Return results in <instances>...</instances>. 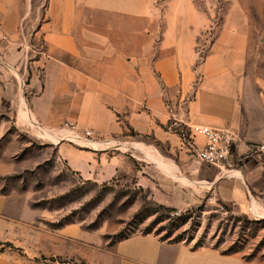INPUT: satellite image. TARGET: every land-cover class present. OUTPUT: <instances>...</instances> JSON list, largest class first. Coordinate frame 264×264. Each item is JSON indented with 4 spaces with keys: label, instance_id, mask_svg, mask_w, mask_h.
<instances>
[{
    "label": "crops",
    "instance_id": "crops-1",
    "mask_svg": "<svg viewBox=\"0 0 264 264\" xmlns=\"http://www.w3.org/2000/svg\"><path fill=\"white\" fill-rule=\"evenodd\" d=\"M10 4L6 21L0 19L7 22L0 27V101L16 130L54 146L83 180L103 183L131 171L129 155L142 177L155 179L180 204L213 197L247 219H264V154L249 155V148L264 146V40L246 0H231L210 44L205 38L216 30V11L195 0H46L39 30L26 34L32 51L25 62L13 30L16 0H0V14ZM255 32L256 59L248 63ZM198 125L240 135L235 169L204 165L184 145L178 131ZM192 142L203 145L199 137ZM11 203L0 195V264H29L2 249L20 248L35 235L28 223L33 211L25 205L30 218L11 216ZM115 250L109 264H246L210 248L150 246L141 237Z\"/></svg>",
    "mask_w": 264,
    "mask_h": 264
},
{
    "label": "rangeland",
    "instance_id": "rangeland-1",
    "mask_svg": "<svg viewBox=\"0 0 264 264\" xmlns=\"http://www.w3.org/2000/svg\"><path fill=\"white\" fill-rule=\"evenodd\" d=\"M230 2L195 0L200 9L205 10L209 4L216 11L213 21L216 30L207 35L208 41L214 39ZM246 2L250 23L260 33L257 38L264 40V0ZM11 6L6 5V12L0 14L1 20L7 19ZM15 6L20 10H17V25L13 30L21 36L19 50L22 51L24 43L20 29H23L25 38L26 34L39 30L44 21L46 0H16ZM4 25L0 24V27L5 30ZM253 43L254 50L249 53L248 63L256 59V32ZM6 111V105L0 101V192L7 193L2 196H8L12 201L8 211L11 216L26 215L25 205L33 211L32 221L28 223L34 227L31 235H35L30 243L25 242L20 248L6 243L2 244V249L19 252L29 264H109V252L114 253L120 242L111 247L108 242L128 227L142 204L141 198L147 197V200L174 209L179 214L192 210L193 217L181 230L188 229L184 238L190 237L191 241L188 244L161 241L159 238L164 232L158 235L155 232L163 224L149 235L130 238H145L150 246L162 242L182 245L188 250L196 241L202 240L205 246L218 254L232 251L231 255H237L246 264H264V219L252 221L231 206L217 201L208 203L206 198L180 204L173 195L164 193L155 179L147 174L142 177L140 164L129 155L127 160H133L134 165L131 171L119 172L103 183L83 180L58 157L54 146L43 140H38L37 144L22 131L16 130L11 123V115ZM189 128L184 127L178 132L188 138ZM118 149L126 150L123 147ZM161 149L166 158L173 159L174 155L168 152L167 147ZM29 214L26 215L28 218ZM69 215L76 222L58 226V222H64L62 219Z\"/></svg>",
    "mask_w": 264,
    "mask_h": 264
},
{
    "label": "trees",
    "instance_id": "trees-1",
    "mask_svg": "<svg viewBox=\"0 0 264 264\" xmlns=\"http://www.w3.org/2000/svg\"><path fill=\"white\" fill-rule=\"evenodd\" d=\"M253 147L249 150V155L261 156L260 153L254 152ZM264 158V157H262ZM242 159V157L240 158ZM237 164V163H236ZM142 192L141 189H139ZM1 195H6L5 192H0ZM142 204L132 218V222L128 224V227L121 232L114 235L113 240L108 242V246H114L115 244L127 240L134 235H149L153 232V229L158 225L163 224L162 227L155 232L156 235L164 232L159 239L168 243H186L188 244L191 240L190 237L184 238L185 234L188 233V229L181 231L189 222V219L193 217V211H187L186 213H177L174 209L164 207L156 204L153 201L147 200V197H143ZM151 219V220H150ZM64 222H58V226H64L76 222L71 218V215L66 216L62 219ZM149 223L146 225V222ZM158 232V233H157ZM207 246L204 245L202 240H198L191 247V250H196ZM214 249V248H213ZM232 251L221 252L220 255H231Z\"/></svg>",
    "mask_w": 264,
    "mask_h": 264
},
{
    "label": "built area",
    "instance_id": "built-area-1",
    "mask_svg": "<svg viewBox=\"0 0 264 264\" xmlns=\"http://www.w3.org/2000/svg\"><path fill=\"white\" fill-rule=\"evenodd\" d=\"M214 27V26H213ZM212 28L208 31L207 35H211ZM20 32L22 33V42L24 45L22 46V59L25 62L27 61L28 55L30 53L31 48L30 45L27 44V39L25 38V34H23V29H20ZM5 40V35L0 30V43ZM213 39L207 40V36L205 38L206 44H210V42ZM38 55H43L45 59L48 58V56L45 54V52H36ZM2 61V55L0 51V63ZM64 128L69 129L70 131L76 133L78 132V129L76 125L65 123L63 125ZM84 135L86 137H90L91 133L90 131H84ZM199 137L203 141V145L201 148H195L193 144V139ZM182 141L184 145L188 149H193L194 155L196 159L207 166L215 167V168H223L227 170L235 169L237 164L234 161V154L236 151L237 146L240 145L242 142L241 137L238 133L235 131H232L230 129H216V128H210L207 126H192L189 128V135L186 139L185 137L182 138ZM232 149H234V152H232ZM254 152H258L261 154H264V146H258L252 148ZM251 150V148H249ZM213 197H210L208 199V203H212Z\"/></svg>",
    "mask_w": 264,
    "mask_h": 264
},
{
    "label": "bare ground",
    "instance_id": "bare-ground-1",
    "mask_svg": "<svg viewBox=\"0 0 264 264\" xmlns=\"http://www.w3.org/2000/svg\"><path fill=\"white\" fill-rule=\"evenodd\" d=\"M53 137V136H52ZM167 168H170L169 166H166Z\"/></svg>",
    "mask_w": 264,
    "mask_h": 264
},
{
    "label": "water",
    "instance_id": "water-1",
    "mask_svg": "<svg viewBox=\"0 0 264 264\" xmlns=\"http://www.w3.org/2000/svg\"><path fill=\"white\" fill-rule=\"evenodd\" d=\"M232 152H234V149H232Z\"/></svg>",
    "mask_w": 264,
    "mask_h": 264
}]
</instances>
